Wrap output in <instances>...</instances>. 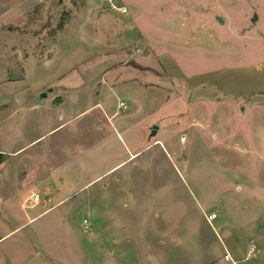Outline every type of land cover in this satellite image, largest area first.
I'll list each match as a JSON object with an SVG mask.
<instances>
[{"label": "rangeland", "instance_id": "1", "mask_svg": "<svg viewBox=\"0 0 264 264\" xmlns=\"http://www.w3.org/2000/svg\"><path fill=\"white\" fill-rule=\"evenodd\" d=\"M263 59L264 0H0V99L64 96L63 200L0 264L223 261L228 202L264 198V101L220 71Z\"/></svg>", "mask_w": 264, "mask_h": 264}, {"label": "crops", "instance_id": "2", "mask_svg": "<svg viewBox=\"0 0 264 264\" xmlns=\"http://www.w3.org/2000/svg\"><path fill=\"white\" fill-rule=\"evenodd\" d=\"M220 72L222 76L233 72L231 76L228 74V81L236 78L234 89L238 90L228 85L226 93L229 95H252L247 101L252 108L264 101L256 99L260 92H264V59L242 67H225ZM218 79L211 81L217 84ZM18 90L19 95L13 100H7L5 96L0 99V152L6 155L0 164V251L18 243L26 231H32L33 223L48 210L39 211L38 205L48 199L56 200V204L63 200L59 193L62 176L55 172L63 169L64 162L61 152L54 150V142L50 139L54 129L63 123L47 124L52 121L55 108L64 104V96L61 95L62 100L58 102H48L43 99L49 92H55L54 87L42 88L38 93L27 87ZM44 92L46 96L42 95ZM57 114L62 116L59 110ZM251 184H244V187H264V183ZM35 192L41 195L37 202L33 200ZM241 198L237 202L233 199L228 202L231 207L217 224L222 232L219 242L224 254L229 251L238 264H264V198L255 194H244ZM216 218H219L218 212ZM220 259L217 258L214 264H232Z\"/></svg>", "mask_w": 264, "mask_h": 264}, {"label": "built area", "instance_id": "3", "mask_svg": "<svg viewBox=\"0 0 264 264\" xmlns=\"http://www.w3.org/2000/svg\"><path fill=\"white\" fill-rule=\"evenodd\" d=\"M120 106L121 107H125V104L124 102H120ZM41 199V195L39 192H35L33 193V200L35 202H37L38 200ZM206 216V219L209 223H211V221L217 217V212L216 211H213L211 213H208L205 215ZM84 222H87V220L85 219ZM256 245L254 242H252V248L255 249ZM224 259L226 261H229L231 262L232 264H238L237 261L233 258L232 254L229 252V251H226L225 254H224Z\"/></svg>", "mask_w": 264, "mask_h": 264}, {"label": "trees", "instance_id": "4", "mask_svg": "<svg viewBox=\"0 0 264 264\" xmlns=\"http://www.w3.org/2000/svg\"><path fill=\"white\" fill-rule=\"evenodd\" d=\"M6 155L0 152V164L5 160Z\"/></svg>", "mask_w": 264, "mask_h": 264}, {"label": "water", "instance_id": "5", "mask_svg": "<svg viewBox=\"0 0 264 264\" xmlns=\"http://www.w3.org/2000/svg\"><path fill=\"white\" fill-rule=\"evenodd\" d=\"M42 95L46 96V93L44 92V93H42ZM154 133H155V129L152 130V134H154Z\"/></svg>", "mask_w": 264, "mask_h": 264}]
</instances>
